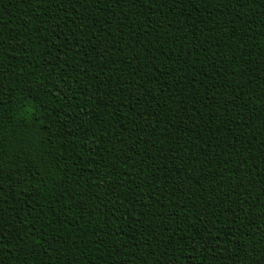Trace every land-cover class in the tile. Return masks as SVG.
Segmentation results:
<instances>
[{
    "label": "trees",
    "instance_id": "trees-1",
    "mask_svg": "<svg viewBox=\"0 0 264 264\" xmlns=\"http://www.w3.org/2000/svg\"><path fill=\"white\" fill-rule=\"evenodd\" d=\"M0 264H264V0H0Z\"/></svg>",
    "mask_w": 264,
    "mask_h": 264
}]
</instances>
